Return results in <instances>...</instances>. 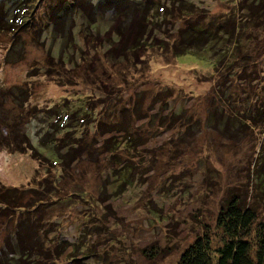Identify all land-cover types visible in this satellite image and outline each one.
<instances>
[{"label":"rangeland","instance_id":"rangeland-1","mask_svg":"<svg viewBox=\"0 0 264 264\" xmlns=\"http://www.w3.org/2000/svg\"><path fill=\"white\" fill-rule=\"evenodd\" d=\"M69 1L35 0L25 17L28 29L0 33L1 130L2 121L23 114L28 121L18 124L15 142L20 145L27 132L37 146L39 131L54 127L58 112L50 107L66 113L61 126L72 125L69 145L60 142L54 156L68 154L65 164H40L0 146L2 184L48 188L41 203L33 193L23 194L25 204L26 198L37 204L35 214L48 231L43 252L18 254L14 263L176 264L203 224L215 225L227 193L239 186L247 193L260 168L263 26L252 31L257 43H245L236 61L225 57L231 49L226 39L177 56L160 45L168 38L170 46L177 37L179 18H160L150 3L169 9L172 0H74L64 8ZM183 1L193 3L191 20L202 24L240 5V0ZM137 31L136 39L145 43L140 47L139 41L132 46ZM122 52L128 60L117 59ZM14 98L25 100L21 112ZM133 109L139 120L133 113L128 120ZM121 110L140 144L111 157L103 144L120 142L125 133L107 132V125L101 132L96 125L113 118L120 123ZM81 136V147L71 149ZM259 215L264 218V205ZM20 219L17 225L12 212L0 209V251L13 252L15 225L21 235L32 236L25 217Z\"/></svg>","mask_w":264,"mask_h":264},{"label":"trees","instance_id":"trees-1","mask_svg":"<svg viewBox=\"0 0 264 264\" xmlns=\"http://www.w3.org/2000/svg\"><path fill=\"white\" fill-rule=\"evenodd\" d=\"M35 0H0V33L7 35L14 34L17 30L28 29V22L25 19L27 11L31 12V5L34 4ZM37 1V0H36ZM150 0H148L149 3ZM153 10L159 14L161 18L163 15L170 18L176 16L179 18L180 25L178 27L177 37L174 38L169 46V39L166 38V42L160 45L166 51L172 50L175 55H187L196 49L212 47L219 44L226 39V42L231 43V49L229 53H225V57H231L235 61L241 57L242 46L245 43H257L258 36L254 34V30H260V25L262 24L264 29V0H240L239 9L234 12L233 9L231 13L224 17L212 18L210 22L200 23L199 19L191 20L193 15V3H187L183 0H172V7L165 8L154 1H150ZM74 4V0H70L64 8H69L70 5ZM177 5V6H176ZM145 7V5H143ZM164 9L166 12H164ZM67 10V9H66ZM138 10V9H137ZM139 11V10H138ZM57 15V14H56ZM239 15V19H235V16ZM25 19V20H24ZM169 21L171 19H168ZM250 25H252L250 27ZM24 27V28H23ZM252 28V29H251ZM118 34L120 32V25L116 29ZM140 35L137 31L134 35V45L139 41L136 38ZM225 41L223 44H225ZM139 47L145 45L144 41L140 40L138 42ZM126 48V44L123 48ZM133 52H137V49ZM120 54V52H119ZM191 55V54H190ZM51 57V55H49ZM222 57V58H221ZM220 56L219 59H223ZM128 60L126 52H122L119 56L120 59ZM62 61V58L60 56ZM121 61V60H120ZM219 61V60H217ZM227 63L231 64L233 61L226 60ZM225 62V64L227 65ZM219 63L214 62V67L217 68ZM220 66V65H219ZM223 66V65H221ZM232 70V69H231ZM249 83V82H248ZM13 92V91H10ZM14 101L19 106L20 112L24 109L25 100H19V98H14ZM257 99L255 100V102ZM260 103V102H256ZM125 109V108H124ZM264 113V105L259 108ZM49 110H55L56 120L52 122L54 125L50 131L48 128L44 131H39V143L38 147L34 145L32 139L28 133L22 134L21 144L15 142L18 137L17 126L18 124L25 125L24 115L17 114L19 117L17 119L16 113L15 118L9 123L2 121V126L4 129L0 128V146L1 149H5L11 153H21L28 154L31 158L36 159L40 164L43 162L56 164L62 161L65 164V158L68 154H59L56 158L55 154L59 151L60 142L65 146L71 132L67 131L72 125L67 124L61 126V122L64 119L62 111L58 108H48ZM137 109L135 108V111ZM129 112V109L127 110ZM134 109L128 115V120L133 113L138 120L141 118L140 114H135ZM123 110H121L122 121L118 123L117 119H111L110 122H104L98 120L96 125L98 130L101 131L102 126L107 125L108 128L105 130L110 132L112 130L125 133L124 138L120 142H115L111 144L109 139V145L104 146L103 152L110 151V156L115 157L119 155L118 151L120 149H136L137 145L140 144L137 141V137L131 133V123H125L126 114L123 116ZM137 112V111H136ZM68 113V112H67ZM74 113V111H73ZM72 115L74 116V114ZM263 113L260 114L259 120L263 118ZM64 114V113H63ZM66 115V113L64 114ZM69 115V113L67 114ZM249 119L253 122V125H257L256 116H249ZM77 121V119H76ZM264 123V118L261 121ZM125 124V125H124ZM104 132V131H101ZM63 134V135H62ZM62 135V136H60ZM72 136V135H71ZM140 138V135H138ZM83 136H81L74 145L76 147H81V142L83 141ZM74 138V137H73ZM105 143L108 142L104 141ZM5 143V144H4ZM42 147V148H41ZM112 147V149H110ZM264 147V145H263ZM48 153L46 155L41 149ZM264 149V148H263ZM118 150V151H117ZM113 151V152H112ZM122 165L125 161L119 162ZM120 166V167H121ZM253 184L249 185L247 193L241 194L239 187L230 190L225 199L220 203V208L216 213L214 219V226L209 223H204L202 231L198 233L192 241L186 244L180 251L179 257L176 264H264V218H261L259 211L264 205V151L262 152V157L260 160V168L257 170ZM52 186H55L54 182ZM44 190L48 192V188L45 187ZM38 189L37 187L30 186L25 189H19L17 187H6L0 182V209H6L12 212L18 219L16 224L19 225L24 222L19 218L25 217V222H28L29 226L32 227V236L26 238V235H21L17 225L13 227L12 233L15 234L17 238L16 244L11 243L13 247V252L7 254L6 250L1 247L0 251V264H15L14 261L17 259L18 254L21 255H31L39 254L43 252V239L48 238V231L41 228L43 224L41 223L42 216L40 211L36 208L35 203L29 198H26V204L24 200V193L27 191L31 192L32 196H36L41 203V192L44 191ZM31 197V195H29ZM40 197V198H39ZM33 200V198H32ZM261 203L263 205H261ZM23 221V222H21ZM151 255V254H150ZM152 256V255H151ZM32 264V263H31Z\"/></svg>","mask_w":264,"mask_h":264}]
</instances>
